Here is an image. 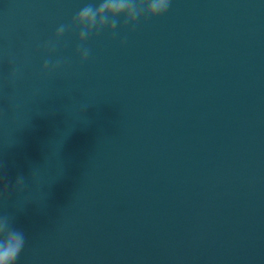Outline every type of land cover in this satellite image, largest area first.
Returning <instances> with one entry per match:
<instances>
[{
  "label": "water",
  "instance_id": "1",
  "mask_svg": "<svg viewBox=\"0 0 264 264\" xmlns=\"http://www.w3.org/2000/svg\"><path fill=\"white\" fill-rule=\"evenodd\" d=\"M89 2L0 0L16 264H264V0H171L83 63L78 30L46 49Z\"/></svg>",
  "mask_w": 264,
  "mask_h": 264
},
{
  "label": "clouds",
  "instance_id": "2",
  "mask_svg": "<svg viewBox=\"0 0 264 264\" xmlns=\"http://www.w3.org/2000/svg\"><path fill=\"white\" fill-rule=\"evenodd\" d=\"M170 5L171 0H100L98 4L89 2L76 13L69 24L59 25L54 39L46 41L43 46L50 51H55L65 33L78 30L80 43L77 52L83 63L91 54L86 41L93 34L98 35L104 30L115 34L118 26L134 28L141 18L163 16L168 12ZM61 64V60L53 62L50 58L45 59L41 71H55L61 67ZM10 75L15 77L16 70L12 69ZM24 182L25 178L18 176L14 185L15 189L21 188ZM25 243V234L13 227V217L0 215V264H16Z\"/></svg>",
  "mask_w": 264,
  "mask_h": 264
}]
</instances>
